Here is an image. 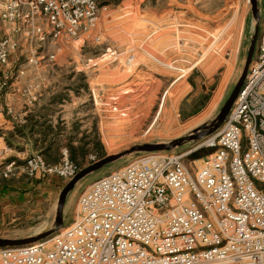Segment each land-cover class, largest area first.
Instances as JSON below:
<instances>
[{
  "label": "built area",
  "instance_id": "obj_1",
  "mask_svg": "<svg viewBox=\"0 0 264 264\" xmlns=\"http://www.w3.org/2000/svg\"><path fill=\"white\" fill-rule=\"evenodd\" d=\"M97 15V0H0V94L28 67L55 62L60 44L88 36ZM47 45L54 50L43 57ZM45 82L22 91L29 105ZM200 148L212 153L195 170L183 157L151 154L95 181L78 200L74 231L0 250V264H264V26L226 122ZM13 153L7 142L0 148V176L20 171L69 182L82 170L67 147L58 164L40 153L18 162Z\"/></svg>",
  "mask_w": 264,
  "mask_h": 264
},
{
  "label": "rangeland",
  "instance_id": "obj_2",
  "mask_svg": "<svg viewBox=\"0 0 264 264\" xmlns=\"http://www.w3.org/2000/svg\"><path fill=\"white\" fill-rule=\"evenodd\" d=\"M97 1L96 28L88 36L60 44L55 62L28 67V81L55 80V116L65 118L57 126L60 150L52 164L60 162L63 147L85 169L91 157L99 161L136 146L168 144L211 124L243 74L257 26L251 0ZM256 2L261 33L264 0ZM5 33L0 22V39ZM53 50L47 45L43 57ZM21 56L16 62L24 65ZM15 131L0 129V138L16 151L23 135ZM204 140L169 152L131 154L87 176L68 195L59 229L75 223L78 200L95 181L151 154L183 157L198 169L212 153L200 148ZM69 182L20 171L0 176V239L56 230L59 197Z\"/></svg>",
  "mask_w": 264,
  "mask_h": 264
},
{
  "label": "crops",
  "instance_id": "obj_3",
  "mask_svg": "<svg viewBox=\"0 0 264 264\" xmlns=\"http://www.w3.org/2000/svg\"><path fill=\"white\" fill-rule=\"evenodd\" d=\"M17 67L18 65H15V68H13L14 74ZM28 77L29 75L11 83L8 91L5 94H0V118L2 119L0 129L7 131L8 134L14 132L17 128L22 130L23 137L20 138L22 143L18 144L20 148L13 154V157L18 160L32 153L42 154L45 150H48V153H55L57 126L60 121L64 122L65 119L63 116H55V80L43 83L39 98L33 105H29L26 99H23L21 96L22 91L35 83L31 80L28 81ZM14 97H18V100ZM8 108L13 109V115L8 113ZM20 117L24 119V124H18L16 119ZM62 130L63 132L59 134L65 132V128H62ZM1 143H6V137L0 138ZM50 161L55 163L53 158ZM39 177L41 176L35 178Z\"/></svg>",
  "mask_w": 264,
  "mask_h": 264
},
{
  "label": "water",
  "instance_id": "obj_4",
  "mask_svg": "<svg viewBox=\"0 0 264 264\" xmlns=\"http://www.w3.org/2000/svg\"><path fill=\"white\" fill-rule=\"evenodd\" d=\"M252 2V10H253V16L255 17L257 21V26L255 28V34L253 36V39L251 41L250 48L248 50V55H247V60H246V65L244 67V71L242 76L240 77L238 83L236 84L234 91L232 92L230 98L228 99L227 103L225 106L222 108L220 114L218 117L211 123L205 126L200 127L199 129L195 130L190 136L186 138H182L179 140H176L174 142L168 143V144H153V145H145V146H136L131 148L130 150L124 151L120 154L114 155V156H109L106 158H103L96 163L88 166L85 169H82L78 175L71 180L67 186L63 189L59 201H58V208H57V226L58 228L55 230H52L50 232L41 234L36 237H30L27 239H0V250L4 249H14V248H20V247H25L29 246L31 244L46 240L48 237L53 235L54 233H57L60 231V227L62 225V216H63V211L64 207L66 204V200L68 195L70 194L71 191L75 188V186L83 179H85L87 176L100 171L104 167L115 163L122 158L131 155V154H140V153H161V152H169L172 151L175 148H179L187 143L190 142H196V141H201L204 140L211 135L215 134L221 126L226 122L228 115L230 114L233 105L235 104L238 94L244 84V81L246 79L248 70L250 68L252 59L255 54L256 50V45L259 39V22H260V14L259 10L257 8V2L256 0H251Z\"/></svg>",
  "mask_w": 264,
  "mask_h": 264
},
{
  "label": "trees",
  "instance_id": "obj_5",
  "mask_svg": "<svg viewBox=\"0 0 264 264\" xmlns=\"http://www.w3.org/2000/svg\"><path fill=\"white\" fill-rule=\"evenodd\" d=\"M59 131H60V130L58 129V131L55 133V153H53V152H51V153L49 152V153H48V150H45V151L42 153V155L45 157V159L47 160V162L50 163V164L53 163V162L50 161V159H52V158L55 159V157H53V156H55V154H58V156H59V150H60L59 148H60V145H59V141L56 142V137L58 136V132H59ZM15 132H16V133H19L20 135H23V134H22V130H21V128H17ZM71 150H73V151H72L73 153L76 152L75 149H71ZM47 158H48L49 160H48ZM55 161H56V160H55ZM77 166H78V165H77ZM80 168H81V167H80Z\"/></svg>",
  "mask_w": 264,
  "mask_h": 264
},
{
  "label": "bare ground",
  "instance_id": "obj_6",
  "mask_svg": "<svg viewBox=\"0 0 264 264\" xmlns=\"http://www.w3.org/2000/svg\"><path fill=\"white\" fill-rule=\"evenodd\" d=\"M71 226H73V227H71ZM71 226L68 227V228H71V229H69L67 232H72V231H74L77 228L76 223H74V225H71ZM66 229H63V231H65ZM63 231L60 230L59 232H63ZM65 235H66V233H63V235H61L60 238L63 237V236H65Z\"/></svg>",
  "mask_w": 264,
  "mask_h": 264
}]
</instances>
